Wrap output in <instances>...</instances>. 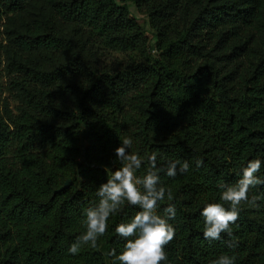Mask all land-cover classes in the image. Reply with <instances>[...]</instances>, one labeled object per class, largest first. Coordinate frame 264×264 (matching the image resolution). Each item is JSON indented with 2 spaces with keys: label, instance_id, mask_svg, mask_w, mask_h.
<instances>
[{
  "label": "trees",
  "instance_id": "obj_1",
  "mask_svg": "<svg viewBox=\"0 0 264 264\" xmlns=\"http://www.w3.org/2000/svg\"><path fill=\"white\" fill-rule=\"evenodd\" d=\"M4 1L15 13L32 0ZM128 3L154 5L158 56ZM54 10L73 26L70 33L38 20L13 33L31 62L10 64L24 76L19 86L28 111L10 119L13 130L0 120V264H114L111 252L120 255L127 242L115 229L140 210L126 202L109 218L96 248L68 250L86 230L84 210L98 204L105 169L121 167L115 150L124 139L132 141L129 153L143 160L138 177L149 170L153 153L158 169L170 161L189 164L184 174L178 166L175 177L158 173L174 198L160 201L157 214L163 216L169 204L176 212L162 264H213L224 254L234 264H264V199L257 208L242 205L231 237L223 233L220 240L204 238L201 215L206 204L222 203L219 185L235 184L250 161L261 160L256 175L264 179V40L249 68L234 74L218 66L239 63L242 48L216 47V67L198 46L207 36L218 40L226 28L264 38V0H56ZM170 24L183 30L181 39L173 40ZM85 35L99 36L115 50L144 47L148 53L123 69L101 71L86 53ZM39 50L67 57L44 68L36 60ZM52 87L73 102L59 101ZM128 96L130 113L124 114ZM119 115L134 127L130 138ZM197 161L203 164L197 167ZM69 180L72 185L58 192ZM252 195L264 196V184Z\"/></svg>",
  "mask_w": 264,
  "mask_h": 264
},
{
  "label": "clouds",
  "instance_id": "obj_2",
  "mask_svg": "<svg viewBox=\"0 0 264 264\" xmlns=\"http://www.w3.org/2000/svg\"><path fill=\"white\" fill-rule=\"evenodd\" d=\"M131 139L121 141V146L115 150L117 160L121 167L115 171L105 169L107 182L101 184L96 192L99 198L95 207L84 210L85 232L77 237L69 248L70 254H77L81 247L90 246L96 248L100 237L104 236L109 218L117 213L125 204L138 207L140 210L128 223H122L116 227V233L126 244L120 255H116L115 249L111 255L119 264H162L167 260L166 246L174 239L175 229L169 220L175 219V206L169 204L164 209V215L157 214L160 201L165 198L173 200L171 188L161 185L158 173L163 172L168 177H175L179 166V173L184 174L189 170V164L185 161H170L165 168H157L156 154L147 157L149 170L142 177L136 175L141 169L143 160L134 153H129ZM197 167L203 161H197ZM261 160L250 161L243 169L242 176L233 185L220 184V200L222 203H208L204 206L201 215L204 218V238L207 240H220L223 233L229 237L232 235V225L239 218L242 205L257 208L258 201L264 196L252 195L250 191L257 185L264 184V179L256 175L261 169ZM229 205L226 208L224 205ZM233 247V243H228ZM114 261V264H115ZM213 264H234V257L227 254L221 255L213 261Z\"/></svg>",
  "mask_w": 264,
  "mask_h": 264
},
{
  "label": "rangeland",
  "instance_id": "obj_3",
  "mask_svg": "<svg viewBox=\"0 0 264 264\" xmlns=\"http://www.w3.org/2000/svg\"><path fill=\"white\" fill-rule=\"evenodd\" d=\"M56 0H32L28 2L26 8L20 12H10L4 0H0V10L3 16L0 20V120L13 130L10 119L20 116L28 111L20 83L24 76L11 69L12 61H21L30 64L31 57L23 52L12 40L13 33L19 32L27 24L32 25L34 21H40L44 24H52L56 30L63 29L70 33L73 26L61 20L55 13L54 4ZM132 16L136 19L138 25L146 32L147 47L151 49L153 56H158L156 43L158 39L157 28L152 25L150 13L154 5H143L140 9L134 3H128ZM167 31L172 35L173 40H179L182 37L183 30L179 25L170 24ZM221 38L211 39L210 36L204 37L198 46L207 56L209 64L217 67V62L213 58L217 55L216 47H239L244 51V56L240 58L239 63L233 62L229 66H218L223 74L227 72L240 73L248 69L255 57L259 54L263 46V36L256 32L240 33L237 28H226L221 31ZM89 40L86 47V53L94 59V65L101 71H116L123 69L129 64L144 60L148 51L141 47L139 50L119 51L104 44L99 36L85 35ZM36 60L44 68H50L51 65L64 60L67 55L64 53L52 52L47 50L36 51ZM227 83H230L228 81ZM50 91L59 101L73 102L71 95H62L57 87L50 88ZM226 93L230 92V87L225 88ZM130 96L125 99L124 114L130 113ZM118 124L122 127L124 136L130 138L134 127L123 124V116L119 115Z\"/></svg>",
  "mask_w": 264,
  "mask_h": 264
},
{
  "label": "water",
  "instance_id": "obj_4",
  "mask_svg": "<svg viewBox=\"0 0 264 264\" xmlns=\"http://www.w3.org/2000/svg\"><path fill=\"white\" fill-rule=\"evenodd\" d=\"M71 185H72V181L71 180L67 181L65 185L58 192L67 190Z\"/></svg>",
  "mask_w": 264,
  "mask_h": 264
}]
</instances>
